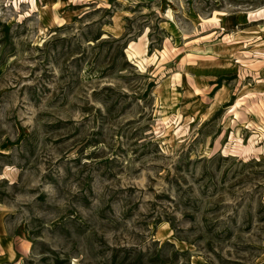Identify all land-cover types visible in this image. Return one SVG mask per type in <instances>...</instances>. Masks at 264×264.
<instances>
[{
    "label": "rangeland",
    "instance_id": "obj_1",
    "mask_svg": "<svg viewBox=\"0 0 264 264\" xmlns=\"http://www.w3.org/2000/svg\"><path fill=\"white\" fill-rule=\"evenodd\" d=\"M0 264H264V0H0Z\"/></svg>",
    "mask_w": 264,
    "mask_h": 264
},
{
    "label": "crops",
    "instance_id": "obj_2",
    "mask_svg": "<svg viewBox=\"0 0 264 264\" xmlns=\"http://www.w3.org/2000/svg\"><path fill=\"white\" fill-rule=\"evenodd\" d=\"M6 251V250H5ZM10 252L11 253H13V255L12 256H15V257H17V254L19 255V254H21L19 251H17V249H15V250H13L12 248L10 249V251L9 250H7V253L6 252H4V256H6V255H8V254H10ZM9 256H11V255H9Z\"/></svg>",
    "mask_w": 264,
    "mask_h": 264
}]
</instances>
